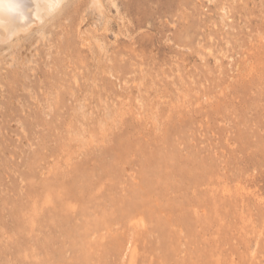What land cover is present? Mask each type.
I'll list each match as a JSON object with an SVG mask.
<instances>
[{
	"label": "rangeland",
	"instance_id": "374dc122",
	"mask_svg": "<svg viewBox=\"0 0 264 264\" xmlns=\"http://www.w3.org/2000/svg\"><path fill=\"white\" fill-rule=\"evenodd\" d=\"M55 2L0 41V264H264V0Z\"/></svg>",
	"mask_w": 264,
	"mask_h": 264
},
{
	"label": "bare ground",
	"instance_id": "6f19581e",
	"mask_svg": "<svg viewBox=\"0 0 264 264\" xmlns=\"http://www.w3.org/2000/svg\"><path fill=\"white\" fill-rule=\"evenodd\" d=\"M55 1L56 0H0V27L6 30V34L2 35L0 33V41L7 42L6 40H9L13 36L29 30L35 23V18L38 17L44 9L53 10L57 3Z\"/></svg>",
	"mask_w": 264,
	"mask_h": 264
}]
</instances>
